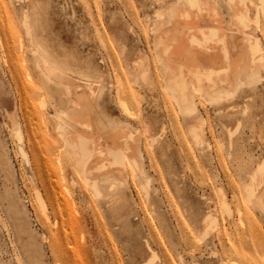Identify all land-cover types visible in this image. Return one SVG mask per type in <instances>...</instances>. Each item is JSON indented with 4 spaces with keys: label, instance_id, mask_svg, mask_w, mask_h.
Instances as JSON below:
<instances>
[{
    "label": "rangeland",
    "instance_id": "obj_1",
    "mask_svg": "<svg viewBox=\"0 0 264 264\" xmlns=\"http://www.w3.org/2000/svg\"><path fill=\"white\" fill-rule=\"evenodd\" d=\"M186 1L0 0V133L11 172L9 181L0 174V197L4 189L18 197L15 205L0 200V264H35L28 250L39 264H264V0H202L222 26L240 31L237 40L256 42L262 60L258 80L242 78L232 98L193 92L189 114L165 87L155 47ZM23 11L74 83L93 80L91 119L102 129L94 125L92 135L104 148L125 137L137 145L141 173L123 175L119 201L94 198L70 167L59 172L47 88L59 96L34 67ZM209 17L191 22L214 27L201 22ZM258 166L262 206L244 192Z\"/></svg>",
    "mask_w": 264,
    "mask_h": 264
},
{
    "label": "bare ground",
    "instance_id": "obj_2",
    "mask_svg": "<svg viewBox=\"0 0 264 264\" xmlns=\"http://www.w3.org/2000/svg\"><path fill=\"white\" fill-rule=\"evenodd\" d=\"M206 1L204 3L202 0H187L184 7L172 13L174 29L159 33L155 40V47L162 55L165 87L171 91L169 93H173L179 107L187 114L195 108L193 92L194 94L204 92L210 98H232L240 87L242 78H245L249 84L255 83L258 80V70L262 60L258 44L255 42L245 45L242 39L237 40L235 36L240 31L237 28L231 31L230 28L222 26L215 9L207 5ZM204 13H209L211 17L201 22L213 23L214 27L202 29L191 22L199 20ZM238 21L242 23L241 18H238ZM21 24L28 38L29 51L33 56L34 67L39 71L40 79L45 86L53 85L59 96L57 101L55 93L46 87L48 99L54 101L52 122L61 138V146L56 154L59 172L64 174L65 169L70 167L90 189L94 198L109 196L119 201L125 191L123 175L128 170L134 176L141 173V165L133 157V148L137 145H134L132 137H125L122 143L117 139L111 140V144L117 143L112 148L102 146L101 134L97 132L95 136L92 135L94 125L97 131L100 132L102 129L97 120L91 119L95 98L93 80L85 79L88 83L83 81V85L74 83L70 71L50 58L45 48L36 40L35 22L28 11H23ZM122 105L124 111L129 113L127 105ZM71 128L73 132H70ZM17 134L14 136L17 137ZM192 134L197 135L195 131H192ZM261 166L250 175V182L244 186L245 195L249 197L250 202L260 206L263 205V199L261 196H256L254 190L260 184L257 177L260 176ZM10 173L6 147L0 133V174L9 181L7 176ZM142 190L148 199L149 184L144 185ZM17 199V196L7 195L5 189L1 192L0 200H7L11 205L17 204ZM16 212L21 214L20 209L16 208ZM13 218L17 221L15 217ZM0 221H3L1 216ZM18 223L21 226L19 218ZM15 226H17L16 230L22 232L18 224ZM26 238H24L25 244L27 241L28 246L31 247L30 237ZM21 243L25 247L23 239ZM28 257L35 264H39L40 256L34 254L32 250L31 254L28 250Z\"/></svg>",
    "mask_w": 264,
    "mask_h": 264
}]
</instances>
